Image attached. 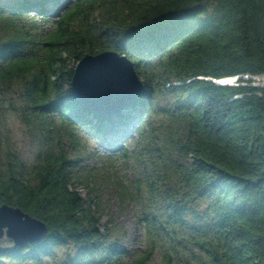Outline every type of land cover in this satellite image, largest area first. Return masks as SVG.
I'll list each match as a JSON object with an SVG mask.
<instances>
[{"label":"trees","instance_id":"obj_1","mask_svg":"<svg viewBox=\"0 0 264 264\" xmlns=\"http://www.w3.org/2000/svg\"><path fill=\"white\" fill-rule=\"evenodd\" d=\"M51 1L0 0V207L48 229L38 244L0 249V264H40L65 247L74 252L65 264H146L157 240L172 264H264V87L245 80L264 76V0H64L62 10ZM31 13L54 26L41 28ZM105 51L130 58L144 85L114 116L93 113L72 89L82 58ZM236 77L238 85L219 84ZM162 87L176 106L170 144L179 161L169 156L148 183L150 210L140 217L148 247L125 263L108 248L92 198L74 188L63 142L51 140L29 165L7 148L3 120L14 108L5 97L19 93L45 131L59 118L77 147L79 125L130 126Z\"/></svg>","mask_w":264,"mask_h":264},{"label":"rangeland","instance_id":"obj_2","mask_svg":"<svg viewBox=\"0 0 264 264\" xmlns=\"http://www.w3.org/2000/svg\"><path fill=\"white\" fill-rule=\"evenodd\" d=\"M63 5L64 0H53L47 7L62 10ZM30 17L39 21L41 28L54 26V18L46 24L36 13H31ZM245 78L252 86L264 87V76ZM9 94L12 95L5 97L11 101L8 108L14 110L7 111L9 114L3 120V141L7 148L29 165L51 140L63 142L66 154L73 161L70 166L77 172L74 188L90 196L102 214L100 227L108 236L107 244L112 242L108 248L116 247L118 252L122 251L125 263L138 260L148 247L146 229L140 222V217L150 210L146 187L151 179L160 176L163 162L169 156L179 161L170 144L177 134V126L176 106L169 91L162 87L150 105L149 113L139 119L133 111L130 126H123L119 131L97 133L89 126L79 125L74 129L80 138L77 147L66 139L65 126L59 118L54 120L53 131H45L35 121L38 116L26 108L21 95L17 92ZM125 150L128 157L123 158ZM126 189L129 193L125 194ZM8 248H16L13 240L0 239V249ZM166 249L161 240L155 241V251L146 264H172L174 257L166 255ZM73 254L71 248H60L53 258H43L40 264H65ZM4 263L18 264L10 259H5ZM25 264L35 263L28 261Z\"/></svg>","mask_w":264,"mask_h":264},{"label":"water","instance_id":"obj_3","mask_svg":"<svg viewBox=\"0 0 264 264\" xmlns=\"http://www.w3.org/2000/svg\"><path fill=\"white\" fill-rule=\"evenodd\" d=\"M72 89L80 102L93 113L114 116L123 113L140 98L144 85L130 58L117 51H105L82 58L75 68ZM29 227L36 228V234ZM47 233L43 222L22 210L6 205L0 207V239L7 237L13 240L16 248L38 244Z\"/></svg>","mask_w":264,"mask_h":264},{"label":"built area","instance_id":"obj_4","mask_svg":"<svg viewBox=\"0 0 264 264\" xmlns=\"http://www.w3.org/2000/svg\"><path fill=\"white\" fill-rule=\"evenodd\" d=\"M227 81H230V82H231V83H228L229 85H230V84H231V85H234L235 83L238 82V77H236V78H228V79H226V80L221 81L220 83L223 84V85H227V84H226ZM233 81H234V82H233Z\"/></svg>","mask_w":264,"mask_h":264},{"label":"bare ground","instance_id":"obj_5","mask_svg":"<svg viewBox=\"0 0 264 264\" xmlns=\"http://www.w3.org/2000/svg\"><path fill=\"white\" fill-rule=\"evenodd\" d=\"M233 82H234V81H233ZM115 83H116V82H115ZM117 83H118V82H117ZM227 83H231V82L228 81ZM105 87H106V86H105ZM106 88H107V87H106ZM108 88H110V86H108ZM126 110H127V109H126ZM126 110H125V111H126ZM28 229H29L32 233H35V234H36V232H37V229H36V228L33 229V228H30V227H29ZM28 229H27V230H28ZM32 233H31V234H32Z\"/></svg>","mask_w":264,"mask_h":264}]
</instances>
